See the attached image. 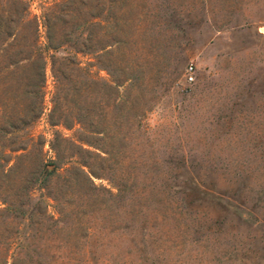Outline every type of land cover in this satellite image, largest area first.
<instances>
[{
	"label": "rangeland",
	"instance_id": "374dc122",
	"mask_svg": "<svg viewBox=\"0 0 264 264\" xmlns=\"http://www.w3.org/2000/svg\"><path fill=\"white\" fill-rule=\"evenodd\" d=\"M25 1L45 48L44 15L64 0ZM89 5L105 7V23L78 68L70 46L45 53V100L51 108L59 93L61 113L78 112L71 82L57 87L58 61L82 90L91 82L82 116L109 106L107 137L47 116L22 133L31 157L13 160L6 178L0 167V264H264V0ZM78 138L93 146L64 140ZM56 160L91 167L98 191L74 170L55 171Z\"/></svg>",
	"mask_w": 264,
	"mask_h": 264
},
{
	"label": "trees",
	"instance_id": "16d2710c",
	"mask_svg": "<svg viewBox=\"0 0 264 264\" xmlns=\"http://www.w3.org/2000/svg\"><path fill=\"white\" fill-rule=\"evenodd\" d=\"M90 8L89 0H64L61 4L49 8L44 15L47 44L43 48L40 45L38 19L32 16L30 2L6 0L5 4L0 5V167H3L2 177H8L6 167L13 160H15L14 166H16L23 159L28 160L31 157L30 144H33V140L31 143H23L22 133L36 125L44 116H47V121L52 127L61 126L73 129L79 126L80 130L87 134L107 137L106 130L100 129L99 123L105 121L109 106L100 102L98 106L100 114L97 117L90 114L82 116L77 104L80 103L78 97L83 96L86 87L83 90L79 88L81 81L71 79L64 71H61L57 67L58 61H54L53 64L57 87L61 86L63 82H71L76 97L73 103L78 112L68 107L67 111H70V115L65 116L61 113L64 103L61 101L59 93H55L52 98L51 108L47 107L45 100L47 82L45 53L50 50L57 52L66 45L70 46L72 48L70 53H73V57H69L67 60L70 61L71 66L78 68L80 62L77 59V54L85 52L82 48L86 52L91 50L94 26L102 27L105 23V7L101 9L102 12L99 15L94 14ZM53 9H57V12ZM62 23L69 28L63 33L61 31ZM106 48V46L102 47L101 50L105 51ZM14 72L19 73V82L22 85L17 96L12 90L13 82L16 80L13 77ZM90 86L91 82L88 81L86 88L88 91H90ZM108 89L112 90V85L103 81V90ZM62 100L68 102L65 97ZM48 109L50 111L46 113ZM64 140L74 149L85 150V144L93 146L80 138H78L79 144L73 139ZM20 151L23 152L21 155L13 157ZM44 161V158L39 161L43 170L47 169V164H44ZM52 164H54L55 171L63 168L65 171H76L91 191H98L99 188L95 185L93 177L101 176L91 167L79 163L69 169L65 168L63 164H58L57 160ZM52 180L53 176L47 179L46 187L49 188ZM112 185L117 187L113 183ZM13 207V201L10 200L8 210Z\"/></svg>",
	"mask_w": 264,
	"mask_h": 264
}]
</instances>
